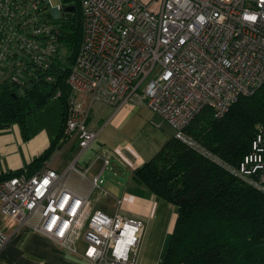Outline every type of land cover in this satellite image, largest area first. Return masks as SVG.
<instances>
[{
  "label": "built area",
  "instance_id": "1",
  "mask_svg": "<svg viewBox=\"0 0 264 264\" xmlns=\"http://www.w3.org/2000/svg\"><path fill=\"white\" fill-rule=\"evenodd\" d=\"M68 5L0 0V73L6 80L22 87L55 82L51 69L61 56ZM78 6L82 37L66 77L70 106L63 140L76 136L79 153L62 173L44 163L0 181V252L7 241L3 229L26 224L88 264H138L144 221L118 210L88 213L87 197L66 185L70 172L85 175L78 159L97 136L76 93L116 107L145 105L175 138L203 152L187 132L191 121L205 108L223 116L264 83V0H78ZM59 95L57 90L53 98ZM96 158L102 166L92 189L101 187L110 164L104 155ZM233 173L264 193V123Z\"/></svg>",
  "mask_w": 264,
  "mask_h": 264
},
{
  "label": "trees",
  "instance_id": "2",
  "mask_svg": "<svg viewBox=\"0 0 264 264\" xmlns=\"http://www.w3.org/2000/svg\"><path fill=\"white\" fill-rule=\"evenodd\" d=\"M66 1H72L75 10L65 13L60 27L61 56L51 69L55 82L23 87L8 80L0 83V129L18 124L24 135L27 119L60 91L53 98L61 105L60 129L25 166L29 173L50 158L65 136L70 106L66 77L82 37L78 0ZM263 123L264 83L253 94L239 97L223 116L214 117L205 108L191 121L187 132L203 152L173 136L149 161L134 168L137 183L177 209L160 264H264V193L233 173ZM21 169L1 173L0 181Z\"/></svg>",
  "mask_w": 264,
  "mask_h": 264
},
{
  "label": "crops",
  "instance_id": "3",
  "mask_svg": "<svg viewBox=\"0 0 264 264\" xmlns=\"http://www.w3.org/2000/svg\"><path fill=\"white\" fill-rule=\"evenodd\" d=\"M0 76L3 75L0 73ZM76 95L83 106L89 109L88 127L97 131V136L78 159L81 169H87L85 175L81 176L75 171L70 172L65 180L66 185L69 189L87 197L88 213L99 209L112 214L118 210L126 216L142 219L145 232L138 264H160L162 253H156L157 258L154 262L149 263L146 260L149 253L148 242L155 233L150 230L152 226L161 229L159 220L154 222L159 212L158 207L160 204H166L171 216L165 225L161 240L163 242L165 235H170L172 231L177 209L173 204L157 197L137 183L133 170L149 161L161 146L174 136V130L171 131L170 125L168 126L160 115L145 105L127 103L116 107L101 99H93L87 94L76 93ZM60 112H62L61 105ZM51 135L44 129L32 134L28 126L24 135L18 124L0 129V174L26 166L50 144L53 140ZM65 145L67 146L64 148ZM76 147H78L77 138L72 136L45 163L58 173H62L71 161L65 160L61 155L68 148L71 152ZM97 154L104 155L110 160L109 166L101 173L102 178L106 170H112L117 177H121L113 189L105 186L104 179L99 189L91 188V178L100 172L102 166L100 159L96 158ZM101 198H107L114 204L99 205L98 199ZM117 199L121 201L119 205H116ZM3 230L7 241L0 252V264H88L67 250L60 249L51 239L33 231L29 225L22 224ZM79 246L81 248L83 244Z\"/></svg>",
  "mask_w": 264,
  "mask_h": 264
},
{
  "label": "rangeland",
  "instance_id": "4",
  "mask_svg": "<svg viewBox=\"0 0 264 264\" xmlns=\"http://www.w3.org/2000/svg\"><path fill=\"white\" fill-rule=\"evenodd\" d=\"M51 3L53 4V6H55L58 3V0H51ZM69 4H73V2H68ZM1 77V76H0ZM7 76H2V82L4 80H6ZM27 126L29 127V130L31 131V133H36L39 132L40 130L46 131L48 134H52L51 136V140L52 138L55 137V135L57 134L58 130H59V126L61 123V112H60V102L58 99H51L46 105H44L41 109H39L36 114L34 116H31L27 119ZM167 124V122H166ZM169 126V124H167ZM169 128L171 129V131L173 130L170 126ZM61 141V140H60ZM68 141V139L66 140H62V145L64 143H66ZM61 145V146H62ZM67 145L64 146V148ZM60 148V147H59ZM57 148V149H59ZM55 149L54 152L50 155V156H54L55 155V151L57 150ZM69 148L65 151L64 154H62L61 156L68 161H73V159L77 156L78 154V147H76L74 150H72L71 152L69 151ZM119 178H121L120 176L117 177L114 172L112 170H106L103 173V179L105 180V186L107 187H114V185H117V182L119 181ZM109 190V189H108ZM110 203V205H113L114 202H110L109 199H98V204L99 205H104ZM166 204H160V206L158 207V215L156 216V220L154 223H156V221L159 220V222L161 223V229H157L156 226L153 227L150 230V232H154L152 234L153 238L151 241L148 242V254H147V258L146 260L151 263L152 261L154 262L156 257V253H162L161 258L163 257L164 251L166 249V245L168 242V238L169 235L166 234L164 237V241L161 242L162 240V236L164 235V231H165V225L168 219H170L171 213L168 209H166ZM156 229V230H155ZM158 244V246H157ZM164 245V246H163ZM161 260V259H160Z\"/></svg>",
  "mask_w": 264,
  "mask_h": 264
},
{
  "label": "water",
  "instance_id": "5",
  "mask_svg": "<svg viewBox=\"0 0 264 264\" xmlns=\"http://www.w3.org/2000/svg\"><path fill=\"white\" fill-rule=\"evenodd\" d=\"M64 9L66 10V11H74L75 10V6L74 5H68V6H65L64 7Z\"/></svg>",
  "mask_w": 264,
  "mask_h": 264
}]
</instances>
